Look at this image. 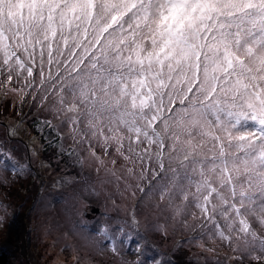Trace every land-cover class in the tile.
<instances>
[{"label": "snow or ice", "instance_id": "1", "mask_svg": "<svg viewBox=\"0 0 264 264\" xmlns=\"http://www.w3.org/2000/svg\"><path fill=\"white\" fill-rule=\"evenodd\" d=\"M26 105L79 165L52 177L44 264H177L148 233L178 227L195 264H264V0H0L5 239L42 147L21 149Z\"/></svg>", "mask_w": 264, "mask_h": 264}, {"label": "rangeland", "instance_id": "2", "mask_svg": "<svg viewBox=\"0 0 264 264\" xmlns=\"http://www.w3.org/2000/svg\"><path fill=\"white\" fill-rule=\"evenodd\" d=\"M22 111L26 114V118L19 137L21 149L23 150L24 144L32 142L33 138L42 147L35 162V176H28L11 190L18 207L13 221L9 225L10 236L5 239L0 235V255L7 254L8 264H44L48 244L43 238L42 226L49 222L66 226L61 204L63 190L53 187L52 177L61 169L63 174L75 176L79 172V165L69 163L70 158L67 156H64L62 160H57L55 146L46 150L47 145H44L46 141L43 134L34 127L37 116L43 119L46 114L38 112L30 105H26ZM2 119L0 117V120ZM41 161H47L51 167L43 166ZM84 202L88 203L92 210L99 209V213H94L96 216H100L104 211H112L110 202L105 204L104 193L95 195L86 193ZM49 204L55 205V207H50ZM91 216L92 212L89 213V218ZM34 224L39 229L38 231H34ZM182 235H186V233L178 227L174 236L167 240L158 233L152 232L148 233V238L166 248L177 264H195L193 253L199 249L194 245L170 246L173 239L179 240Z\"/></svg>", "mask_w": 264, "mask_h": 264}, {"label": "trees", "instance_id": "3", "mask_svg": "<svg viewBox=\"0 0 264 264\" xmlns=\"http://www.w3.org/2000/svg\"><path fill=\"white\" fill-rule=\"evenodd\" d=\"M42 134V133H41ZM41 136V135H40ZM44 145L47 147V149L46 150H48V149H51L53 146H54V144L53 145H49V143L46 141L45 143H44ZM0 264H8V259H7V254L6 253H2L1 255H0Z\"/></svg>", "mask_w": 264, "mask_h": 264}, {"label": "water", "instance_id": "4", "mask_svg": "<svg viewBox=\"0 0 264 264\" xmlns=\"http://www.w3.org/2000/svg\"><path fill=\"white\" fill-rule=\"evenodd\" d=\"M92 213H99V209H97V208L96 209H93L92 210Z\"/></svg>", "mask_w": 264, "mask_h": 264}]
</instances>
